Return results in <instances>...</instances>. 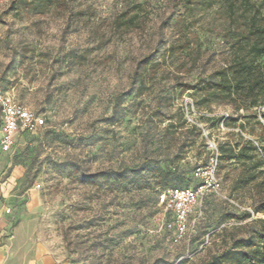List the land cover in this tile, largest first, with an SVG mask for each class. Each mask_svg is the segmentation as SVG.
Segmentation results:
<instances>
[{"label":"rangeland","instance_id":"obj_1","mask_svg":"<svg viewBox=\"0 0 264 264\" xmlns=\"http://www.w3.org/2000/svg\"><path fill=\"white\" fill-rule=\"evenodd\" d=\"M13 1L0 8V87H14L47 126L19 135L13 150L0 154V206L12 209L14 226L27 223L31 264H38V249L57 264H202L233 235L261 228L263 213L238 223L233 217L241 212L208 193L189 235L175 244L163 226L172 215L157 203L167 187L197 185L193 171L210 156L206 138L180 111L185 95L216 115L203 121L218 145L240 141L229 129L245 123L264 151L255 110L208 106L186 90L230 60L218 30L194 27L204 52L199 70L177 73L169 60L139 95V62L174 42L170 17L183 13L182 0H65V8L43 15L13 8ZM136 5L143 7L142 28L116 31L118 16ZM224 113L236 120L227 130L219 128ZM241 172L237 163L221 170L222 193L255 211L257 188L235 187ZM159 177L169 184L158 185Z\"/></svg>","mask_w":264,"mask_h":264},{"label":"trees","instance_id":"obj_2","mask_svg":"<svg viewBox=\"0 0 264 264\" xmlns=\"http://www.w3.org/2000/svg\"><path fill=\"white\" fill-rule=\"evenodd\" d=\"M18 4L24 10L38 15L47 14L54 8L66 7L65 0H19L18 2L16 0L11 6L14 8ZM136 6L134 10L124 11L118 16L114 23L116 31L129 34L142 28L143 7ZM182 6L183 13H173L170 17L175 31L174 42L167 50L163 45L157 47L153 53L146 55L139 62L135 72V82L140 86L139 95L144 94L147 79L153 80L169 60L175 66L177 73H183L185 67L187 74L199 70L204 52L198 31L194 30V27L201 23L207 30L220 32L227 42L231 57L223 67L213 71L209 77L205 78L199 74L196 84L186 90L197 91L202 96L203 103L208 106L230 105L241 111V114L244 110H255L259 125L264 130V124L257 111L258 107L264 106V0H182ZM173 78H177V75ZM180 111L184 117L181 108ZM262 117L264 118V113ZM231 118L227 119L225 124L236 121ZM216 119L214 117L209 120ZM221 121L223 122V117ZM240 129L244 131L246 124L241 125ZM236 134L240 141L236 143L227 141L219 145L221 153L219 177L221 170L227 165L233 163L241 165L242 172L236 180L235 187L257 188L260 198L254 212L264 214V171H260L264 162L259 158L258 148L253 142ZM205 164L198 165L193 171V179L197 182L194 176L195 170ZM155 173L161 176L160 172ZM168 176L165 174L162 177L167 179ZM162 177H159L158 185L167 186L169 183L167 180L162 181ZM198 184L167 187L158 194L157 203L159 205V195L169 188L197 187ZM250 217V213H241L235 215L233 220L242 223ZM259 223L260 229H255L246 238L233 235L228 247L202 264H264V220L260 219ZM178 264H188V261L181 260Z\"/></svg>","mask_w":264,"mask_h":264},{"label":"built area","instance_id":"obj_3","mask_svg":"<svg viewBox=\"0 0 264 264\" xmlns=\"http://www.w3.org/2000/svg\"><path fill=\"white\" fill-rule=\"evenodd\" d=\"M8 1L10 0H0V8L2 4ZM179 106L187 125L200 131L206 138L210 156L207 164L199 166L195 170L194 176L199 182L197 187H173L159 195V206L172 215V218L166 221L163 226L171 232V238L175 244L181 243L189 235L192 228V216L208 193L226 199L238 212L250 213L254 216V211L251 208L242 206L236 200L227 198L222 193V182L218 174L221 155L219 145L214 138L210 137L208 123L203 121L205 118L211 119L216 115L201 111L194 98L188 95L181 99ZM0 109V154L11 152L17 144L19 135L35 133L47 126V119L43 114L32 110L17 99L14 87L7 90H2L0 87ZM257 111L261 122L264 124V118L262 117L264 106L258 107ZM222 117L223 122L220 123L219 128L227 130L225 121L231 118V115L224 113ZM229 131L236 132L245 140L253 142L258 148L259 158L264 162L263 147L255 137L245 133L240 128L229 129ZM38 188H40V185H38ZM7 213H11V209H7Z\"/></svg>","mask_w":264,"mask_h":264},{"label":"crops","instance_id":"obj_4","mask_svg":"<svg viewBox=\"0 0 264 264\" xmlns=\"http://www.w3.org/2000/svg\"><path fill=\"white\" fill-rule=\"evenodd\" d=\"M7 209L11 208L0 206V264H31L32 237L27 232V223L14 226V219L11 217L14 212L11 209V213L8 214ZM38 252L40 254L38 264H57L53 256L42 254L39 249Z\"/></svg>","mask_w":264,"mask_h":264}]
</instances>
